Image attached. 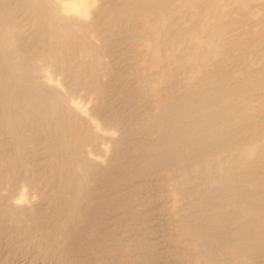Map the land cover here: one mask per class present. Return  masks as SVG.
Listing matches in <instances>:
<instances>
[{
    "label": "rangeland",
    "instance_id": "374dc122",
    "mask_svg": "<svg viewBox=\"0 0 264 264\" xmlns=\"http://www.w3.org/2000/svg\"><path fill=\"white\" fill-rule=\"evenodd\" d=\"M0 264H264V0H0Z\"/></svg>",
    "mask_w": 264,
    "mask_h": 264
},
{
    "label": "bare ground",
    "instance_id": "6f19581e",
    "mask_svg": "<svg viewBox=\"0 0 264 264\" xmlns=\"http://www.w3.org/2000/svg\"><path fill=\"white\" fill-rule=\"evenodd\" d=\"M240 1V3L242 4V5H245L247 2H249V1H251V0H239Z\"/></svg>",
    "mask_w": 264,
    "mask_h": 264
}]
</instances>
